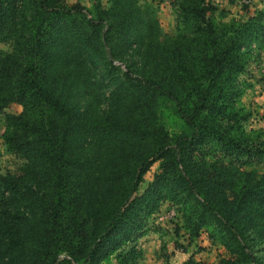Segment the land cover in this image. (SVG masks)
<instances>
[{"label":"trees","instance_id":"1","mask_svg":"<svg viewBox=\"0 0 264 264\" xmlns=\"http://www.w3.org/2000/svg\"><path fill=\"white\" fill-rule=\"evenodd\" d=\"M176 6L164 39L147 1L0 0V115L22 107L3 141L25 161L0 175V264H136L164 203L222 264H264V130L242 101L264 11Z\"/></svg>","mask_w":264,"mask_h":264},{"label":"rangeland","instance_id":"2","mask_svg":"<svg viewBox=\"0 0 264 264\" xmlns=\"http://www.w3.org/2000/svg\"><path fill=\"white\" fill-rule=\"evenodd\" d=\"M81 2L90 7L92 0H68L69 5ZM150 2L159 8V20L164 39L175 38L178 35L179 20L176 3L178 0H142ZM215 7V17L219 14H227L225 21L231 18L247 20L248 18L264 11V0H207ZM9 44H0V55L9 53ZM261 56L249 65L250 77L244 80L252 87L247 89L242 101L246 108L254 113L253 120L247 124V130H264V51ZM260 61V62H259ZM123 67V66H122ZM22 112L19 105H11L5 110V115H18ZM5 115H0V175L14 174L21 171L25 165L23 158L7 151L3 135L5 133ZM160 163L153 165L141 184L137 196L144 194L155 175L159 172ZM164 203L157 213L148 220V231L136 242H132L128 248L135 246L140 251L136 264H185L194 260L200 264H222L224 259H229L227 250L217 243H212L207 234L191 240L189 232L184 227L182 220L169 219L163 221L166 213L174 208ZM178 207V206H177ZM161 218H163L161 220ZM160 221V222H159ZM112 264H117L115 260Z\"/></svg>","mask_w":264,"mask_h":264},{"label":"built area","instance_id":"3","mask_svg":"<svg viewBox=\"0 0 264 264\" xmlns=\"http://www.w3.org/2000/svg\"><path fill=\"white\" fill-rule=\"evenodd\" d=\"M166 217H165V219L163 220V221H165V222H167L169 219H175V218H177V212H176V210L175 209H171V210H169L166 214ZM163 218H161V220H162ZM160 222V221H159Z\"/></svg>","mask_w":264,"mask_h":264}]
</instances>
